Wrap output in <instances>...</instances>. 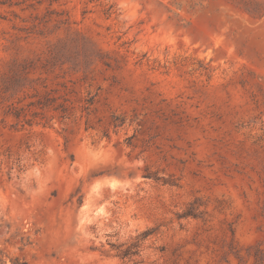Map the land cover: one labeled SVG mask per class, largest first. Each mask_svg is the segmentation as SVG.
<instances>
[{
	"label": "rangeland",
	"instance_id": "rangeland-1",
	"mask_svg": "<svg viewBox=\"0 0 264 264\" xmlns=\"http://www.w3.org/2000/svg\"><path fill=\"white\" fill-rule=\"evenodd\" d=\"M0 258L264 264V16L0 0Z\"/></svg>",
	"mask_w": 264,
	"mask_h": 264
},
{
	"label": "trees",
	"instance_id": "trees-1",
	"mask_svg": "<svg viewBox=\"0 0 264 264\" xmlns=\"http://www.w3.org/2000/svg\"><path fill=\"white\" fill-rule=\"evenodd\" d=\"M205 0H190V7H194L197 5H201ZM228 3L234 4L236 7L247 13L251 18L260 19L264 16V0H225ZM173 4L179 7V4L173 2ZM52 98L48 95V93H43L41 99L39 98L36 102L38 107L40 108H48L50 105L53 110L57 111L58 118L65 119L70 117L71 115V107L66 106L62 103L51 104ZM31 105V103H29ZM86 109V107L84 108ZM8 113L14 117L18 122H22V124H30L29 118H27V114L22 106H18L15 104H11L8 109ZM129 250L124 251L121 256H125L129 254ZM0 264H5V262L0 258ZM25 264V262H24Z\"/></svg>",
	"mask_w": 264,
	"mask_h": 264
}]
</instances>
